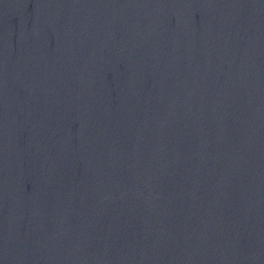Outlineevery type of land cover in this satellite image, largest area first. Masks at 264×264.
I'll use <instances>...</instances> for the list:
<instances>
[{
  "label": "water",
  "instance_id": "obj_1",
  "mask_svg": "<svg viewBox=\"0 0 264 264\" xmlns=\"http://www.w3.org/2000/svg\"><path fill=\"white\" fill-rule=\"evenodd\" d=\"M0 264H264V0H0Z\"/></svg>",
  "mask_w": 264,
  "mask_h": 264
}]
</instances>
